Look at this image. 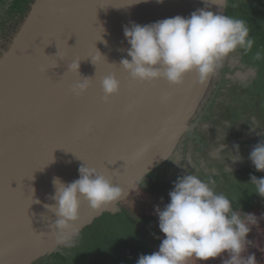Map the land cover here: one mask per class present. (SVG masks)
Wrapping results in <instances>:
<instances>
[{
  "label": "water",
  "instance_id": "water-1",
  "mask_svg": "<svg viewBox=\"0 0 264 264\" xmlns=\"http://www.w3.org/2000/svg\"><path fill=\"white\" fill-rule=\"evenodd\" d=\"M135 2L32 0L21 20L0 25V264L65 255L99 215L122 211V200L96 211L81 197L75 234L58 244L52 230L57 217L45 207L55 203L50 199L56 194L54 179L68 185L79 179L85 164L127 197L152 170L178 156L185 137L200 143L194 131L213 77L201 84L193 72L180 85L133 80L120 66L122 59H131L123 27L187 18L202 8L226 15L228 0L225 7L211 0ZM9 7L0 4L1 21L8 19ZM97 50L105 57L95 61L98 68L92 62ZM74 61H80L82 77L93 78L80 96L71 91L82 79L68 71ZM110 75L119 80L120 90L106 100L101 81ZM105 161H117L106 165L112 172L103 168ZM37 167L31 179H24ZM24 187L32 189V205Z\"/></svg>",
  "mask_w": 264,
  "mask_h": 264
},
{
  "label": "clouds",
  "instance_id": "clouds-1",
  "mask_svg": "<svg viewBox=\"0 0 264 264\" xmlns=\"http://www.w3.org/2000/svg\"><path fill=\"white\" fill-rule=\"evenodd\" d=\"M139 2L142 0L135 3ZM157 2L163 3V0ZM211 3L225 7L226 0H211ZM123 32L130 45L127 56L131 59H122L120 66L133 80L145 83L164 79L180 85L187 75L195 72L200 83L205 84L226 59L238 50L251 51L255 43L243 19L207 8L198 9L187 18L177 15L149 25L132 23L125 25ZM260 58L261 53L257 52L256 59ZM104 59L99 53L92 62L96 65L95 61ZM68 71L80 74V61L71 62ZM92 82L93 78L82 77L71 91L80 96L89 90ZM101 87L107 100L119 93L120 82L115 75L106 76ZM225 147L220 143L214 148L212 158H218ZM234 147L231 160L239 162L242 159L239 145ZM249 159L257 171L264 172V142L253 147ZM228 169L232 171L229 166ZM79 173V179L68 185L59 178L54 179L56 194L50 199L55 203L45 205L57 217L52 230L58 244L66 243L69 233L75 234L73 222L78 219L81 197L93 210L102 211L127 195L96 169L84 164ZM250 184L264 198V177L253 175ZM169 196L170 203L162 210L156 209L159 229L164 235L159 249L150 255H141L137 264H188L192 258L203 264L216 259H222V264H257L254 253L246 254L249 224L255 222L254 214L244 213L242 218L240 211L234 209L233 201L215 192L211 183L195 174L179 178Z\"/></svg>",
  "mask_w": 264,
  "mask_h": 264
},
{
  "label": "trees",
  "instance_id": "trees-1",
  "mask_svg": "<svg viewBox=\"0 0 264 264\" xmlns=\"http://www.w3.org/2000/svg\"><path fill=\"white\" fill-rule=\"evenodd\" d=\"M31 2L32 0H0V4L10 6L8 19L0 21V25L13 19H22ZM226 15L246 22L250 37L255 43L251 51L239 52L245 67L256 68L257 76L248 85L240 82L232 84L231 89L243 90L235 102V115L228 117L224 114V117L232 120V123L243 117L248 120L255 118L258 122L257 128L264 132V0H228ZM257 52L261 53L260 59H256ZM257 142H264V136L257 139ZM172 163L173 161L167 162L152 170L142 179L140 188L149 193H170L174 190L175 182L183 176L166 182ZM219 169V174H206L201 171L198 176L211 183L215 192L223 193L233 201L235 210H241L243 214L249 213L264 203V198L260 197L255 192V186L250 184L251 176L262 178L264 172L257 171L250 159L235 173L225 171L222 164ZM158 226V217H135L125 208L116 214L104 212L81 231L73 245L65 248V255L53 254L33 264H137L141 255L152 254L154 248L160 245L162 239Z\"/></svg>",
  "mask_w": 264,
  "mask_h": 264
},
{
  "label": "flooded vegetation",
  "instance_id": "flooded-vegetation-1",
  "mask_svg": "<svg viewBox=\"0 0 264 264\" xmlns=\"http://www.w3.org/2000/svg\"><path fill=\"white\" fill-rule=\"evenodd\" d=\"M15 20L17 21L18 18ZM242 66L244 69H249L251 75L245 78L232 80L227 77V73L231 72L230 68L227 67L224 69L222 79L218 83L217 88L211 95L207 97V103L198 113V116H201V121L199 123V127L195 129L194 134L199 137L200 143L196 138L189 137H185L181 141V144L178 148V156L173 159H192L196 166L194 169H192L194 172L191 171V174L198 175L201 171H204L206 174H219L221 172L219 165L221 164L224 165L225 171L230 173H235L238 170H241L244 167V164L247 163L250 152L252 151V148H249L250 144L254 143L255 141L257 142V139L264 136V132L257 128L258 122L255 118H250L248 120L247 117H243L239 118L236 123H232V120L225 119L224 117V114H226L228 117L235 115V102L240 98L241 91L243 90L242 88H236V90L231 89L232 84L240 82L242 84L248 85L257 76L256 68L245 67L243 62ZM206 121H213V123L221 122L219 127L222 128V131L217 129L216 132L215 129L212 128L206 130H210L212 133L210 137L207 132L202 129V124ZM219 131L221 136H219V141H216V139H214V135L216 133L218 135ZM250 131L253 132V134L249 133ZM254 132L259 134L258 137L260 134L263 136H260L259 138L253 137ZM235 134L238 135L236 136ZM249 134H251V136ZM220 143H224L226 147L224 151L220 153L219 157L214 159L211 156V152L213 151L214 147H217ZM235 145H239L240 147L239 154L242 159L239 162H233L231 160L233 154H235ZM228 166L232 169V171L228 169ZM205 167L211 169V171H207ZM175 173H177L175 170L169 169L166 176V182H172L173 180L178 179L181 175L184 176L183 174L176 175Z\"/></svg>",
  "mask_w": 264,
  "mask_h": 264
},
{
  "label": "rangeland",
  "instance_id": "rangeland-1",
  "mask_svg": "<svg viewBox=\"0 0 264 264\" xmlns=\"http://www.w3.org/2000/svg\"><path fill=\"white\" fill-rule=\"evenodd\" d=\"M241 58H242L241 54L237 51L231 57H229L224 61L223 66L213 76L207 97L215 91V89L218 86V83L222 79L224 69H226L227 67L230 68L231 70L230 73H227V77L229 79L236 80L251 75L250 70L244 69V67L242 66ZM207 97L202 103V107L200 108V111L207 103ZM220 123L221 122L213 123V121L212 122L206 121L205 123L202 124L203 125L202 129L206 131L212 128L215 129L216 132L217 129L222 131V128L219 127ZM206 132L211 137L212 133L210 132V130ZM249 133L253 134V132L251 131ZM251 134L249 135L251 136ZM258 135H259L258 133L256 134V132H254L253 137L259 138L260 136H263L262 134H260V136L258 137ZM219 136H221L220 131L218 132V135L217 133L214 135V139H216V141H219L220 139ZM257 144L258 142L255 141L254 143L250 144L249 148L253 149V147L256 146ZM171 161H173V163L169 169L175 170L177 172L175 173L176 175L183 174L185 176L191 174L192 169H194L196 166V164L193 162L192 159H172ZM205 169L207 171H211V169H208L207 167H205ZM168 203H169V193L163 191L149 193L144 189L139 188L138 190L132 192L125 199H123L121 201V206L122 208L128 210L135 217H141V216L158 217V215L156 214V209L157 208L162 209ZM239 211L243 218L244 216L243 212L241 210ZM249 213L255 215V222L249 224L251 230L248 235L249 243L246 245V249H247L246 254L254 253L257 258V264H264V203H262L261 206L251 210ZM160 234H161L160 235L161 239H163L164 238L163 233L161 232ZM158 249L159 246L154 248L155 251H158ZM188 264H203V262L196 260L195 258H192L188 262ZM209 264H222V259H216L210 261Z\"/></svg>",
  "mask_w": 264,
  "mask_h": 264
},
{
  "label": "snow or ice",
  "instance_id": "snow-or-ice-1",
  "mask_svg": "<svg viewBox=\"0 0 264 264\" xmlns=\"http://www.w3.org/2000/svg\"><path fill=\"white\" fill-rule=\"evenodd\" d=\"M108 8L109 7H117V8H121L119 5H117V4H109L108 6H107ZM99 8H103V7H101V6H99ZM95 25H96V23L93 25V27L95 28V29H98L97 27H95ZM96 41H98L97 39H95V42ZM68 45V44H67ZM69 47V46H68ZM59 49V48H58ZM18 51V53H19V50H17ZM60 55V49H59V52H58V54H57V56H59ZM47 56V55H46ZM48 57H56V56H48ZM88 58H91V57H88ZM87 58V59H88ZM81 60H85V59H81ZM80 60V61H81ZM105 64H107V65H109V66H111V65H113V64H109V63H107V61H105ZM96 66H97V68L99 67V66H101V65H97L96 64ZM76 76L80 79V78H82V76L78 73V74H76ZM65 150H67L68 151V149H66V148H64ZM75 154V153H74ZM76 155V154H75ZM77 156V155H76ZM78 157V156H77ZM79 158V157H78ZM119 161V160H118ZM117 162V161H116ZM115 162V163H116ZM115 163H109L108 161H105L104 162V165H103V168H105V169H108L109 170V172H112V170H110L106 165L107 164H115ZM36 170H40V167H37L35 170H33L29 175H27V176H25L24 177V179H31V176H33V173L36 171ZM98 170V169H97ZM24 181V180H23ZM11 187V186H10ZM12 188V187H11ZM13 189V188H12ZM13 190H15V189H13ZM24 194H25V196L26 197H28V198H30V200L32 201V203H31V205L34 203V200H33V198H32V189L30 188V187H28L27 188V190H25V187H24ZM30 208V207H29Z\"/></svg>",
  "mask_w": 264,
  "mask_h": 264
},
{
  "label": "bare ground",
  "instance_id": "bare-ground-1",
  "mask_svg": "<svg viewBox=\"0 0 264 264\" xmlns=\"http://www.w3.org/2000/svg\"><path fill=\"white\" fill-rule=\"evenodd\" d=\"M172 175V174H171ZM174 178V177H173Z\"/></svg>",
  "mask_w": 264,
  "mask_h": 264
}]
</instances>
